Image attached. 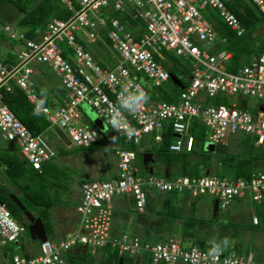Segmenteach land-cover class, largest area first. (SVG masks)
<instances>
[{"label": "built area", "instance_id": "2783aa9c", "mask_svg": "<svg viewBox=\"0 0 264 264\" xmlns=\"http://www.w3.org/2000/svg\"><path fill=\"white\" fill-rule=\"evenodd\" d=\"M61 1L72 11L70 15L52 17L33 37L15 29L13 21L0 20V30L7 39L16 41L10 48L14 53L12 61L5 59L6 45L0 48L5 49L0 57V138L14 142L19 155L32 168L40 171L41 163L50 159L54 150L44 132L32 133L1 100V94L16 86L35 108L40 101L35 80L38 64L51 69L63 91L60 100L44 105L46 111L42 114L49 128L54 125L63 129L73 145L87 146L106 136L98 126L81 121L83 103L94 110L114 136L131 141L137 148L145 131L150 133L149 144L141 145H156L167 123L173 132L168 148L190 150L194 120L208 131V139L213 143H225L229 136L238 133L252 137L255 145L264 143V108H259L260 103L256 112L245 108L247 96L260 98L264 103V51L252 55L235 70L227 69L231 53L216 49L217 40L222 41L223 37L218 35L213 19L202 12L206 8L216 9L227 26L242 34L244 27L223 0H75L76 6L72 0ZM249 1L264 13V0ZM121 13L128 15L124 20L128 27L120 19ZM90 43L117 61L111 66H101L85 47ZM163 51L187 60L186 81L176 100L151 97L145 83L148 79L150 84L158 85L168 79L162 64L167 62ZM140 76L144 83L139 82ZM125 86L132 91L142 89L149 95V100L136 113L121 110L123 119L132 128L128 134L115 132L109 123L110 113L118 107V96ZM216 96L223 102H212ZM241 99L245 100L243 107H240ZM114 154L113 176L80 184L79 199L74 205L76 227L72 233L58 239L38 240L33 254L12 252L0 264H68L67 251L80 245L92 253L101 254L108 247L120 256L125 253L143 256L151 264H264V259L254 258L252 252L234 247L222 248L213 261L208 256L212 243L182 246L180 233L153 242L138 235H114L110 227L111 198L130 194L135 210L141 212L146 204L144 188H153L166 196L209 194L217 199L218 211L245 191H249L253 201L260 202L264 169L253 171L246 178L213 172L165 176L163 171L139 172L135 149L118 146ZM23 227L0 201V254L4 253L5 244L16 240Z\"/></svg>", "mask_w": 264, "mask_h": 264}, {"label": "trees", "instance_id": "16d2710c", "mask_svg": "<svg viewBox=\"0 0 264 264\" xmlns=\"http://www.w3.org/2000/svg\"><path fill=\"white\" fill-rule=\"evenodd\" d=\"M10 1L15 3L21 10L13 21V24L18 26L20 28L19 30L26 37L35 36L38 31L45 27L46 22L52 17L65 18L72 12L66 8L65 3L61 0ZM72 2L75 6L77 5L75 0H72ZM223 2L237 16L244 27L245 30L242 34H236L234 30L227 26L214 8H206L205 16L213 19V25L218 35L223 37L222 41L217 40L216 49L228 50L231 53L227 63V69L235 70L252 55L264 51V37L256 41L257 37L254 33L257 27L264 22V13L258 11L249 0H223ZM114 14L117 13L114 12ZM119 17L128 27V24L124 21L128 15L121 13ZM106 42L108 41L106 40ZM14 44H16V41L7 39L2 30H0V48L6 45L5 59L7 61L13 60L14 56L11 54L10 48ZM85 47L90 50L93 58L101 66H105L106 62H103V59L105 58L106 52H103L95 43H90L85 45ZM163 54L167 62L159 58L157 59L162 61L168 74L176 76L180 84L184 85L186 81L184 76L187 75L189 70L185 62L187 60L184 58L181 60L168 51H163ZM38 65H36L37 69L39 68ZM36 87L39 100L44 99L46 101L45 104H52L54 102L42 95L43 89L40 84L37 83ZM49 88L54 90L56 100H60L63 95L62 88L58 84H52ZM147 89L151 97L171 101L177 99L180 87L179 84L174 83L168 77L161 84H148ZM1 100L32 133L44 132L45 134V131L49 128L48 121L44 118L43 114L38 117L33 115L34 107L26 99L20 88L13 86L11 91L2 92ZM211 100L215 103L223 102V99L219 96ZM190 131L193 135V144L190 150L176 151L168 148L173 138V132L167 123L160 132V141L153 147L148 148L140 144V148H137L131 141H124L118 137L115 141H117L120 147L135 149V164L139 163L141 166V152L143 150L151 151L154 160L157 163L163 164L168 169L169 174L173 170L179 174L193 176L203 174L207 170L218 175H229L231 177L241 176L246 178L253 172L254 160L264 161V143L255 145L253 138L246 134L241 133L238 135V149L236 152L224 151L223 153H218L211 150L207 143H205L206 130L197 120L193 121ZM6 141L13 144V146L6 143V145L0 147V201L5 203L11 216L22 223L21 221L24 219L23 214L9 197V193H15L17 199L25 209L34 213L35 216L40 217L45 233L52 232V226L47 215V208L53 203L50 189L55 185V181L59 183L57 180H60L62 176L65 177V174L62 172L60 165H57L51 159H47L41 163L40 171L32 168L19 155L18 147L15 143L10 140ZM110 141V137H107L104 140L94 141L88 146H78V148L90 147L91 149H103L104 151L110 150L112 148L109 145ZM55 147L59 154H67L73 150L72 148H63L59 143L55 144ZM64 180V178L61 179V181ZM175 195L177 194L170 193L168 196L165 195L167 203L165 207L157 208L155 210L156 214L171 218L181 217L182 214L178 210L180 206L172 203ZM262 199L264 200V193ZM182 218L183 226L184 224L195 222L196 217L193 215V205L189 206L188 214L182 216ZM22 224L24 226L23 231L28 232L26 228L27 222ZM14 242L13 240L4 245V253L0 254L1 259L4 260L10 253L14 252L11 248ZM95 257V253H90L87 250L83 253L74 252L73 248L66 253L68 264H84L86 261L91 264H118L120 255L111 248L106 247L102 249L97 259Z\"/></svg>", "mask_w": 264, "mask_h": 264}, {"label": "rangeland", "instance_id": "374dc122", "mask_svg": "<svg viewBox=\"0 0 264 264\" xmlns=\"http://www.w3.org/2000/svg\"><path fill=\"white\" fill-rule=\"evenodd\" d=\"M204 16L206 13V10L202 11ZM112 13L109 11V14ZM206 17V16H205ZM13 27L15 29H20L18 26H15L13 24ZM256 34V41L261 40L264 37V22L261 23L257 29L254 32ZM216 46V44H215ZM104 47V45H103ZM92 48V47H91ZM5 49H0V57L3 55V52ZM11 54L13 55V51L10 50ZM263 52V51H262ZM174 55V54H173ZM14 56V55H13ZM177 58H180L178 55H176ZM14 59V57H13ZM117 60L110 58L108 54L105 55V58L103 59V62H106L105 65L111 66L113 63H115ZM39 68L37 69L38 76L36 78L40 79L41 82H45V79L48 80V82H51L52 84L55 83L56 77L52 73L51 69L44 64H39ZM37 68V67H36ZM140 83H144V78L140 76L139 78ZM40 84L39 82H37ZM146 84H150V80L146 79ZM37 89V87H36ZM45 90V89H43ZM46 93V98L51 95L50 91L48 89ZM262 102V99L257 98L255 96H247L246 97V106L245 108L250 111V112H256L258 110V104ZM83 112L86 115L87 118H92L96 113L94 110L86 104H83ZM104 129H106V125L102 124ZM208 131L205 132V143L209 144L208 136H207ZM238 134L233 135L230 139V145L231 147L235 144L238 143ZM45 138L47 143L53 148L54 150V155L52 156L53 159H55V156H58V158L55 160L56 163H59L62 172L65 174L64 181L57 180L59 183L55 181V185L50 189V194L53 198V203L47 208V215L49 217V220L54 227V233L52 232H47L46 236L49 239H58L61 237H66L68 234H70L73 230L74 226V220H75V212H74V205L72 203L73 198H75L76 193L78 192V185H80L83 181L85 180H90V179H99L100 175H95L91 176L90 173H97L99 174L100 171H104L105 169H110V166L113 165L114 158H113V152L111 150H102V149H91L90 147H82V148H77L75 146H72L70 148H74L70 154L64 155V154H59L57 153V149L55 147V144L59 143L60 145H64L66 147H69L67 142H68V137L64 134V130L61 129L60 127L57 126H50L49 129L45 131ZM12 145L10 142H7L6 140H3L0 138V147L3 145ZM151 147V146H147ZM152 164H155L154 162ZM138 171L141 173H145L143 167L137 163L136 164ZM158 167L156 165L153 166V172L158 173ZM263 170V169H262ZM171 175L173 174H178L176 171H171ZM74 178L73 182L72 180H68V178ZM65 183V184H64ZM64 184V185H63ZM64 186V188H63ZM145 195H146V205L144 207V210L141 212H138L135 210L134 205L130 200H127L125 203V207H128L131 212L134 214H153L155 211L154 209H157L160 207V205L157 203L156 200V194H158L153 188H144ZM185 199V198H184ZM119 200V199H118ZM133 206V207H132ZM259 205H256L254 201H250V213H241L240 211L237 212L239 214L238 216L241 218L245 216V218H248L249 223H240L239 217H231L229 210L231 208L228 207V212H224L226 208H224L222 211H219L218 214L215 216H207L204 217V221L201 223H198V225L195 223L194 227L193 225L189 224H184L181 228V236L180 237V243L182 246H188L191 244L193 241L192 238H197L198 236H203L202 241L208 242L210 241L209 238H213L211 242L219 243L221 244L222 248L226 250V248H232L231 245H226L224 246L222 241H220V238H217L215 234H210L207 236H204V233L208 231L210 232L209 227L210 226H215L217 225L219 228L224 227L222 230L223 232H227L228 234L233 233L232 235L236 240H239V242L243 239L247 241V243L243 242L240 243L239 248H247L251 250L254 258L256 259H264V245H255L254 242V234L251 233L255 228L253 225H250V220L252 216L254 217H259L260 219V212L261 210L259 209ZM188 201L181 199V205L179 210V213H183V215L188 214ZM181 213V214H182ZM34 214V213H33ZM195 217L198 216V213H193ZM62 220V223L61 221ZM53 222V223H52ZM165 223H162L159 225L158 230H165L167 229V225ZM112 224V226H111ZM181 224V223H180ZM214 224V225H213ZM264 223H259L257 226L263 227ZM111 230H116V232H113L114 235L120 234V233H126V234H133L137 233L139 234L135 227L133 225H124L122 227H119L113 221L110 223ZM255 226V227H257ZM257 227V228H260ZM115 228V229H113ZM180 229V226L178 228V231ZM221 230V228H220ZM175 233V232H174ZM264 233V232H263ZM64 234H67L63 236ZM155 233L154 231H149V235H147L148 239L155 242L158 240H164L167 236L165 233ZM169 234V233H168ZM142 236V235H141ZM145 236V235H144ZM146 237V236H145ZM207 244V243H206ZM36 247V241L31 239L28 232L22 231L19 233L17 236L15 242L12 244V250L18 254H26V251L28 250H34ZM238 251H244L240 249H236ZM87 251H89L87 249ZM88 253V252H87ZM31 254V253H30ZM0 257V261H2ZM129 260V261H128ZM123 262L124 264H151L149 260L144 258L143 256L139 258L137 255H127L126 253L123 254ZM130 262V263H129ZM177 264H184L182 262H178Z\"/></svg>", "mask_w": 264, "mask_h": 264}, {"label": "crops", "instance_id": "0c3cea01", "mask_svg": "<svg viewBox=\"0 0 264 264\" xmlns=\"http://www.w3.org/2000/svg\"><path fill=\"white\" fill-rule=\"evenodd\" d=\"M37 76V74H36ZM36 80V83L39 82L40 83V86L42 89H48L51 93L50 96H48V98L52 101H54V99L56 100V97H55V92H53L54 90L50 89L49 87L52 85L51 82H48L47 79H45V82H41L40 79H35ZM53 84H58L59 85V81L58 79L56 78L55 80V83ZM85 104V103H83ZM83 104L80 105V111H81V121L84 123V124H90L91 120L89 118L86 117V115L84 114L83 112ZM97 115V114H96ZM91 124H93L91 122ZM101 124H103L101 122ZM107 127V126H106ZM100 130H102L106 136L105 138L107 137H111V136H114L112 134V132L106 128L104 129V127L101 125V127H99ZM107 130V131H106ZM232 136H229L227 139H226V147H225V151H228V152H236L237 149H238V144H234L232 147L230 145V142H229V139L231 138ZM104 138V139H105ZM102 139V140H104ZM68 146L69 147H66V146H62L63 148H66V149H69L72 146H75L78 148L77 145H73L72 143L70 142H67ZM109 145L112 146V148L110 149L112 152H113V158H114V162H113V165L110 166V169H105L103 172L100 171L99 174L97 173H90L91 176H95V175H100L102 177L100 178H108V177H111L115 174L116 172V156L114 154V149L116 147H118V143L117 141H110ZM88 146V145H87ZM74 149V148H72ZM103 150V149H102ZM213 150V149H211ZM145 151V150H143ZM148 151V150H147ZM215 151V150H214ZM71 152V151H70ZM67 153V154H70ZM67 154H64V155H67ZM153 155V153H152ZM56 158L53 159L52 157L50 158L54 163L55 160L58 158V156H55ZM155 163V164H152V163ZM142 163V162H141ZM57 165H59V163H56ZM156 165L158 167V171H164L165 169V166L161 163H157L155 160H154V156H153V160L152 161H148L147 163V166L144 167V165L142 164V167L144 169L145 172H150L152 171L153 172V166ZM264 169V161H260V160H254L253 161V171H257V170H262ZM99 178V179H100ZM68 180H72L73 182L74 181V178L70 177L67 179ZM79 186L78 185V192L76 193V197L73 198V205L76 204V202L78 201L79 199V195H80V191H79ZM64 188V186H63ZM158 194H156V200H157V203L160 205V207H165L167 201H166V198H165V194L163 193H159L157 192ZM185 198V199H184ZM119 199V200H118ZM181 199L183 200H186L188 201V209H189V206L193 205V213H198V216L196 217V220L194 223H191L190 225H195V223L198 225V223H201L204 221V217H206L207 215L208 216H215L216 214L219 213V211L217 209H215L213 211V199L214 197L209 195V194H199L195 197H190V196H183L181 194H177L174 196V198L172 199V203L176 204L177 206L181 205ZM127 200H130L133 204V200H132V197L130 194H124V195H116V196H113L110 200V203H111V218H110V223L111 221H113V223H115L116 225H118L119 227H122L124 225H133V227H135L136 231L139 233H133L131 235H138L140 237H143V238H146L148 239L147 235H149V231H154L155 233H165L166 236H170L171 234H173L174 232L175 233H180L181 234V228L183 226V218L182 216H185L183 215L182 213V216L181 217H174V218H171V217H167L165 215H159V214H156V212L154 211L153 214H148V213H144V214H134L133 212H131L129 210L128 207H125V203ZM250 201H253L250 197V193L249 191H245L244 193L240 194V195H237L235 196L231 201L230 203L226 206V209L224 212H228V207L231 206L230 210H229V213L231 215V217H237L239 214H237L238 211H240L241 213H250L251 212V209H250ZM254 203L256 205H259V209L261 210V214H260V219L259 217H255V220H250V225H253V227L255 228L251 233H253L255 236H254V244L255 245H264V225L263 227H260V226H257L259 223H264V200L262 199L260 202H255ZM146 205V204H145ZM133 207V206H132ZM187 209V210H188ZM156 210V209H154ZM75 212V211H74ZM207 214V215H206ZM194 215V214H193ZM195 216V215H194ZM75 217V220H74V228L72 230V232L74 231L75 227H76V213L74 215ZM239 217V216H238ZM239 220H240V223H249L248 222V218L245 216L241 218V216L239 217ZM61 223H62V220H60ZM165 221L167 222L166 225H167V229H165L164 231L163 230H158L157 227H159V225H161L162 223H165ZM51 223V222H50ZM53 223V222H52ZM181 223V224H180ZM214 225V224H213ZM52 226V224H51ZM112 226V224H111ZM110 226V227H111ZM180 226V229L178 231V228ZM260 227V228H257V227ZM221 228V230H220ZM218 227L217 225L215 226H210L209 229H210V232L208 233V231L206 233H204V236H207V235H212V234H215L217 236V238H220L221 240L220 241H224L225 239H227L229 241V243L227 245H231L232 247H234L235 249H240V250H244V251H250L249 249L243 247L242 249L239 248L240 247V243H247V241L245 239L241 240L239 242V240H236L234 238V236L232 235L233 233H230L228 234L227 232H223L222 230L224 229V227ZM115 229V228H113ZM52 233H54V227L52 226ZM71 232V233H72ZM112 232H116V230H112ZM169 233V234H168ZM159 234V235H160ZM67 234H64L63 236H65ZM142 235V236H141ZM146 237H145V236ZM210 235V236H211ZM202 237L203 236H198L197 238H192V242L191 243H194V240H199L204 244L206 243H212L211 240L213 238H209L210 241L208 242H204L202 241ZM36 241V247L34 250H28L26 251V254L29 255L30 253L33 254L34 252H36L37 250V240ZM74 250V248H73ZM74 252H77L74 250ZM92 253V252H90ZM96 253V259L99 257L100 255V251H97L95 252ZM138 256V255H137ZM3 261V260H2ZM0 261V262H2ZM129 261V260H128ZM130 263V262H129ZM84 264H91L90 262L86 261L84 262ZM121 264H124L123 262V255H121Z\"/></svg>", "mask_w": 264, "mask_h": 264}, {"label": "water", "instance_id": "95a60500", "mask_svg": "<svg viewBox=\"0 0 264 264\" xmlns=\"http://www.w3.org/2000/svg\"><path fill=\"white\" fill-rule=\"evenodd\" d=\"M21 10L18 8V6L13 3L10 0H0V20L4 22H12L15 20V18L19 15ZM169 78L171 81L174 83L179 84V87H182V84H180V81L178 78L174 75L169 74ZM245 105V100L241 99L240 101V107H243ZM259 108L263 109L264 108V103L259 104ZM91 122L98 126L101 127V121L97 115H94L92 118H90ZM149 138H150V133L149 131L142 132L140 136V143L143 145H148L149 144ZM210 149L215 150L218 153H223L225 151L226 144L224 142L217 141L213 143L212 141H209V144H207ZM141 162L144 165V167L147 166L148 161L153 160V155L151 151H142L141 154ZM208 171L205 170V173ZM163 174L165 176L168 175V169H164ZM9 197L11 200L14 202V204L19 208V210L22 212L23 216L25 217L27 224L26 228L28 231V234L31 239L33 240H43L45 239L46 233L44 231L41 219L39 216H35L32 212L29 210L25 209L24 206L21 204V202L17 199L15 193H9ZM217 208V199H213V211ZM194 244L197 245L198 247H201L203 243L199 240H194ZM74 250L80 253H83L85 251L84 245L76 246L74 247ZM118 264H121V256L118 258Z\"/></svg>", "mask_w": 264, "mask_h": 264}, {"label": "clouds", "instance_id": "9594fccd", "mask_svg": "<svg viewBox=\"0 0 264 264\" xmlns=\"http://www.w3.org/2000/svg\"><path fill=\"white\" fill-rule=\"evenodd\" d=\"M46 93H47L46 89L42 91V95L46 96ZM148 100H149V95L144 90L137 89L135 91H132L129 89V87L125 86L122 92L120 93V95L118 96V107H116L110 113L109 123L111 125V129L117 133H122V134L130 133L132 131L131 125L130 123H128L126 120L123 119L121 110L134 114ZM45 102L46 101L44 99H41L36 104L33 110L34 116L38 117L42 114L43 111H46V109L44 108ZM110 139L112 142H114L117 139V137L111 136ZM222 243L224 246H226L229 243V241L225 239ZM221 251H222L221 244L213 242L212 246L208 251V256L213 258V261H215V258L219 256Z\"/></svg>", "mask_w": 264, "mask_h": 264}, {"label": "flooded vegetation", "instance_id": "af4514ba", "mask_svg": "<svg viewBox=\"0 0 264 264\" xmlns=\"http://www.w3.org/2000/svg\"><path fill=\"white\" fill-rule=\"evenodd\" d=\"M24 217V216H23ZM22 223H26L27 221H26V219H25V217H24V219L21 221Z\"/></svg>", "mask_w": 264, "mask_h": 264}]
</instances>
